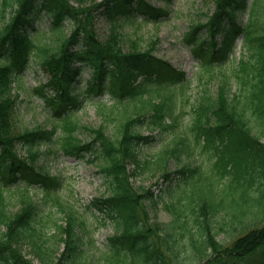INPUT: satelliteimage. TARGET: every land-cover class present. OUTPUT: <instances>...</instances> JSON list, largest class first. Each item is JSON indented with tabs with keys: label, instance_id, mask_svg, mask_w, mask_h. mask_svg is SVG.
<instances>
[{
	"label": "trees",
	"instance_id": "1",
	"mask_svg": "<svg viewBox=\"0 0 264 264\" xmlns=\"http://www.w3.org/2000/svg\"><path fill=\"white\" fill-rule=\"evenodd\" d=\"M0 2V53L4 56L0 61V261L3 264H62L65 258L70 260L84 251L76 232L84 225L78 210L61 199L57 190L61 185L59 177L51 176L45 167L36 165L42 153L41 144L53 142L54 132L60 127L59 144L65 153L89 156L108 181V195L95 199L92 204L105 220L114 219L118 230L107 245L109 264H169L162 248L171 247L173 232L163 228L160 222L151 221L154 218L147 199L153 205L158 201L150 189L143 191L142 187L132 184L135 169L130 171L129 166H140L139 147L143 141H149L136 129L138 126L146 124L152 130L175 128L178 116L174 109L185 90L183 87L167 89L166 78L172 76L178 81L183 79L184 73L152 54L158 39H151L143 46L139 36L126 34L115 19L117 13L132 14L141 9L158 20L166 10L145 0ZM213 2L215 9L207 14V19L192 26L189 42H197L198 33L204 27L213 40L218 32L226 36L230 32L228 25H224L226 18L229 16L235 21L237 11L244 10L249 3L248 0ZM259 6H264V0H252L251 17L245 28L249 55L242 56L231 68V78L243 92H231L230 74L221 67L204 69L209 73L207 81L217 78L220 89L216 97L206 91L195 110L190 131L197 145L204 141V151L214 150L215 161L207 172L198 166H182L177 170V176L186 180L192 178L194 195L190 196L188 204L199 229L194 233L186 226V220L179 227L186 228L189 234L191 253L200 259L197 264H255L252 260L257 258L264 264V20L259 25L254 18ZM100 8L105 9L111 21L105 39L96 31L95 14ZM43 13L51 18L49 32L56 35L57 41L54 48L38 44L30 34L29 25L33 26V21ZM66 21L72 25L70 34L62 31ZM241 29L238 27L236 32ZM227 40L226 36L225 42ZM31 53L50 74V81L42 85V94L59 114L66 113L69 106L81 104L74 85L83 66H89L93 72L89 91L100 94L108 90L123 108L118 133L108 134L102 125L98 128L82 126L73 113H66L50 130L43 126L35 129L17 126L18 94L14 76L23 69ZM140 76L143 79L137 83ZM151 83H158L159 87L151 88ZM115 104L98 102L97 108L108 117L117 108ZM130 106L133 109L130 110ZM167 117L171 121L167 122ZM80 128L91 132L90 140L80 137ZM173 142V146L161 152L159 161L194 151L188 138L177 137ZM19 143L27 148L26 158L19 155ZM162 172L165 179L170 180L169 189L174 181H171L172 172ZM224 178L228 182L215 190ZM34 184H40L44 199L53 201L66 215L65 226L55 221V231L65 235L61 239L66 243L57 261L41 241L45 233L36 222L37 203L30 189ZM13 202L19 204L16 210ZM172 211L173 223L180 222L183 209L174 205ZM221 211L225 215L218 222L219 229L214 230L210 220ZM230 225L238 233L231 242H226L218 235ZM25 239L37 262L21 252L20 242Z\"/></svg>",
	"mask_w": 264,
	"mask_h": 264
},
{
	"label": "rangeland",
	"instance_id": "2",
	"mask_svg": "<svg viewBox=\"0 0 264 264\" xmlns=\"http://www.w3.org/2000/svg\"><path fill=\"white\" fill-rule=\"evenodd\" d=\"M149 1L157 7H166L169 15L160 20V22H155L151 19L146 21L144 14L140 12L129 17L124 15L116 16V20L122 23V30L126 34L131 37L139 36L143 46L147 45L151 39L157 38L159 40L156 48L157 55L172 61L181 70L187 71V78L190 84L185 89L184 95L180 96L177 100V106L174 109V113L178 116L175 129L167 128L165 131L155 130L151 132L147 129L146 124L136 128L142 134H152L154 140L141 144L139 151L142 161L140 166H135V164L129 166L130 171L135 169L131 181L136 187H142L143 191L150 189L159 199L156 205H153L149 199H147V203L150 206V215L155 219H151V221L160 222L163 228H167L168 231L173 232V239L170 240L173 245L170 243V248L166 246L162 248L168 256L167 261H169V264H197L200 262V259L191 253L189 234H187L186 228L179 227L186 220V226L192 228L194 233L198 232L199 229L198 224L194 221L195 215L191 213L188 204L190 196L194 195L190 182L192 178L186 180L183 176L179 175L177 177L176 170L181 166H190L191 168L198 166L202 171L207 172L208 168L215 161L214 150L204 151L202 148L204 141L197 145L189 128H191L192 118L196 116L195 110L200 100L207 93L216 97L220 89V81L217 78L207 81L209 73L200 68V60L193 55L191 46L187 44L185 34L193 22H204L207 18L206 14L214 10L215 4L213 0H171L169 3L164 0ZM238 14L241 21L245 22L247 20L248 13L238 12ZM254 18L255 22L262 25L264 6H259L255 11ZM50 20L51 18L47 16L38 17L34 22V26L47 31ZM95 20L96 31L105 39L109 33L111 22L107 19L103 8L96 12ZM30 30H33V28L31 27ZM62 31L67 34L71 33L70 22L67 21L65 23ZM41 42L48 47L52 46L54 48L57 46L56 35H53V33L48 36L45 35ZM195 47L197 49L201 47L200 41L195 42ZM243 50V41L239 37L236 49L232 51L233 55H230V58H233V60L222 66L225 68L224 70L228 73L229 71L232 72L233 61L235 59L239 60V56ZM90 78L91 71L88 67H85L75 90L80 93V98L83 100V104L77 109L75 117L79 119L83 126L98 128V126L102 125L108 134L116 135L123 108H121V104L119 103L114 112L105 117L96 107L94 103L95 98L87 92L86 84ZM17 80L16 90L19 92L15 106L17 126L35 129L37 126L45 125L47 129H50L52 111L35 89L49 80L46 69L39 66L36 61H31ZM239 87L240 85L232 80L231 92L241 94L243 91ZM101 96L109 104L114 102L113 97L108 92ZM131 109H133L132 106H130ZM57 132L58 136H60V130ZM78 132L82 138L90 140L91 134L89 130ZM58 136L51 143L52 146L48 143H43L41 146L43 154L38 165L45 166L51 175H57L61 178L62 184L58 189L61 199L64 201V204H72L78 210V216H81V219L84 221V225L78 227L76 230L78 232L79 243H81V248L84 251L81 255L72 257L70 260L65 258L62 264H109L107 260L108 254L106 253L108 250L107 245L111 244L110 238L118 230L116 229L114 219L106 218L105 220L102 212L92 206V202L95 199L108 195V181L105 175H102L100 172L97 164H93L89 160L87 161V158L81 159L62 153L59 150ZM177 137L188 138L191 148L194 149L193 153H182L177 157L167 156L165 161H159L161 152L165 147L173 146V141ZM262 140L264 141V138ZM17 146L20 155L26 156L27 150L24 147L25 145L19 143ZM50 147L54 152H49ZM145 158L148 161H144L146 160ZM166 169L172 172L171 180H174L172 187L169 189H166L169 186L168 184H170L169 180L163 177L164 172H162ZM227 182L228 180L224 178L215 190H219ZM140 191L142 190L140 189ZM33 194V198L37 203L36 222L43 233H45L41 241L46 248H50L51 255L57 261L65 251L66 243L61 239L62 236L65 238V235L55 231V221L65 226L67 224L66 215L53 201L44 199L42 190H35ZM174 205L184 211L183 217L177 223H173L175 216L172 208ZM18 206L19 204H14L13 202L14 210ZM224 215V211H221L211 218L210 226L214 230L219 229L220 225H218V222ZM176 225H178V228H175ZM233 227V225H230V228L226 226V229L220 231L219 238L226 242H231L233 235L238 233V231L234 232L235 228L232 229ZM20 245L21 252L29 258H34L35 262H37L38 258L34 256L32 247L27 239L20 242ZM252 261L255 264H263L260 258L253 259Z\"/></svg>",
	"mask_w": 264,
	"mask_h": 264
}]
</instances>
